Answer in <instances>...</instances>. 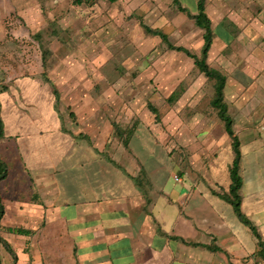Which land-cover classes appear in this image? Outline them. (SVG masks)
<instances>
[{
  "label": "crops",
  "instance_id": "obj_1",
  "mask_svg": "<svg viewBox=\"0 0 264 264\" xmlns=\"http://www.w3.org/2000/svg\"><path fill=\"white\" fill-rule=\"evenodd\" d=\"M178 1L154 6L151 27L168 35L160 49L197 72L181 69L162 83L168 97L187 78L162 118L166 131L158 107L156 117L151 103L114 105L107 84L59 89L46 74L16 68L3 82L0 224L18 226L5 236L16 264H264V0L205 1L214 33L207 62L227 78L241 211L253 228L225 198L235 151L210 103L214 80L176 49L201 53L204 29L189 16L199 0Z\"/></svg>",
  "mask_w": 264,
  "mask_h": 264
},
{
  "label": "rangeland",
  "instance_id": "obj_2",
  "mask_svg": "<svg viewBox=\"0 0 264 264\" xmlns=\"http://www.w3.org/2000/svg\"><path fill=\"white\" fill-rule=\"evenodd\" d=\"M170 2L95 0L78 4L76 0H0V92L5 91L1 86L15 73V68L18 72L46 74L59 89L73 87V83L80 89H99L107 84L119 96L114 97V105L147 108L151 103L159 108L162 123L164 115L175 105L167 101L168 91L162 83L181 69L189 73L190 65L160 49L161 35L151 34L143 24L153 26L157 14L153 12L154 6L164 7ZM196 72L191 71L189 77ZM159 74H166L161 81ZM182 82L185 86L187 78ZM212 84L203 106H210ZM71 99L72 95L68 102L63 101L70 105ZM22 100L20 95V103H24ZM226 100L231 103L229 90ZM40 103L45 104L43 99ZM161 125V131H166V125ZM9 227L18 226L1 227L2 237L11 235ZM12 258L0 242L1 263L11 264Z\"/></svg>",
  "mask_w": 264,
  "mask_h": 264
},
{
  "label": "trees",
  "instance_id": "obj_3",
  "mask_svg": "<svg viewBox=\"0 0 264 264\" xmlns=\"http://www.w3.org/2000/svg\"><path fill=\"white\" fill-rule=\"evenodd\" d=\"M88 1H95V0H76L78 4H82ZM205 1L206 0H199L198 2V12L196 14L189 13L190 18L194 19L196 24L204 29L203 37H204V44L201 49L200 55H196L192 53L190 50L183 46H177L176 49L185 51L189 56L195 59V67L202 73H204L209 79L214 80V95L210 101L211 105L217 110L218 116L224 121L225 129L232 138V145L235 151V158L233 162V166L231 167V178L232 183L229 189V194L225 195V198L229 200L233 206L237 214L240 218L250 225L253 228L250 220L242 213L241 211V195H240V188L242 186V177L239 173V162L241 159V152L239 149V139L233 129V118L228 112V105L225 101L224 96V87L226 84V75H224L219 69L214 68L207 62L208 52L213 42V29L211 20L205 12ZM174 3H179L178 0H173ZM179 9L181 11H187L185 7L179 5ZM143 24V23H142ZM145 29L150 32L151 34H159L161 35L162 39L167 41L168 35L163 33L159 29H153L151 26L147 24H143ZM161 32V33H160ZM171 46V44H169ZM184 91L183 82L179 85L177 89H175L168 97L167 101L173 103L179 99L181 94ZM151 110L156 113V117H158V110L151 104H149ZM4 136V124L1 117V110H0V138ZM8 176V165L7 163L0 157V184L2 180H4ZM5 207L3 203V198L1 194V187H0V221L2 216L4 215ZM1 228V224H0ZM12 232H17L20 234L26 233L27 230L24 228H12ZM29 232V231H27ZM0 242L4 244L6 249L12 254L13 262L12 264H16L17 262V254L15 253L14 249L12 248L9 241L0 235ZM1 264V259H0Z\"/></svg>",
  "mask_w": 264,
  "mask_h": 264
},
{
  "label": "built area",
  "instance_id": "obj_4",
  "mask_svg": "<svg viewBox=\"0 0 264 264\" xmlns=\"http://www.w3.org/2000/svg\"><path fill=\"white\" fill-rule=\"evenodd\" d=\"M175 179H179V176H175Z\"/></svg>",
  "mask_w": 264,
  "mask_h": 264
}]
</instances>
